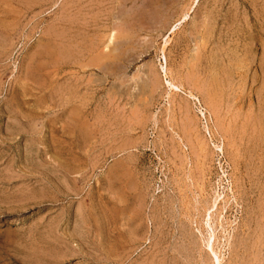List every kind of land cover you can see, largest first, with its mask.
Listing matches in <instances>:
<instances>
[{
    "label": "rangeland",
    "instance_id": "obj_1",
    "mask_svg": "<svg viewBox=\"0 0 264 264\" xmlns=\"http://www.w3.org/2000/svg\"><path fill=\"white\" fill-rule=\"evenodd\" d=\"M88 1L0 0V264H264V0Z\"/></svg>",
    "mask_w": 264,
    "mask_h": 264
},
{
    "label": "bare ground",
    "instance_id": "obj_2",
    "mask_svg": "<svg viewBox=\"0 0 264 264\" xmlns=\"http://www.w3.org/2000/svg\"><path fill=\"white\" fill-rule=\"evenodd\" d=\"M114 2H115V1H114ZM85 3H86V2H85ZM108 3H109V2H108ZM116 3H118V2H116ZM119 3H120V2H119ZM153 3L157 5V3H155V2H153ZM99 4H100V3H99ZM123 4H124V3H123ZM105 5H106V4H105ZM152 5H153V4H152ZM97 6H100V5H97ZM101 6H103V5H101ZM117 6H118V5H117ZM220 6H221V5H220ZM109 7H111V6H109ZM223 7H224V6H223ZM105 8H107V7H105ZM122 8H123V6H122ZM136 8H137V7H136ZM220 8H221V7H220ZM95 9H96V8H95ZM117 10H118V9H117ZM204 10H205V9H204ZM218 10L220 11V9H218ZM85 11H86V20H87V22L85 23V27H84V29H85V30H84V32H85V38H84L85 41H84V42H85V49H86V51H88V50H91L90 47L92 46V44H91V42H90L91 39H90V40L88 39L89 36H90V34H91V33H95V34H96L95 37H97V38H98V41L101 42V38H100V36H102V35H100V34H98V33H99V31H102L101 29H103V28H100V25H99V24H98L99 26H98L97 24H95V25H94V24H90V21L87 19L88 15H89L90 12L92 11L91 3H90L88 0H87V4H86V7H85ZM107 11H108V10H107ZM109 11H111V10H109ZM109 11H108V12H109ZM160 11H161V10H160ZM168 11H169V10H168ZM221 11H222V10H221ZM95 12H96V11H95ZM98 12H99V11H98ZM111 12H112V11H111ZM217 12H218V11H217ZM256 12H257V11H256ZM122 13H123V12H122ZM212 13H213V12H212ZM108 14H109V13H108ZM110 14H112V13H110ZM256 14H258V13H256ZM157 15H158V14H157ZM254 15H255V14H254ZM100 16H101V15H100ZM112 16H113V14H112ZM159 16H160V15H159ZM159 16H158V17H159ZM184 16H185V17H183V18H187L186 15H184ZM256 16H257V15H256ZM116 17H117V15H116ZM123 17H126V18H127L128 16H123ZM123 17H122V19H123ZM152 17H153V16H152ZM109 18H110V17H109ZM126 18H125V19H126ZM204 18H205V16H204ZM206 18H207V17H206ZM107 19H108V18H107ZM107 19H106V20H107ZM128 19H129V18H128ZM128 19H127V20H128ZM167 19H168V18H167ZM213 19H214V16H213ZM216 19H217V18H216ZM97 20H98V19H97ZM71 21H72V20H71ZM107 21H108V20H107ZM211 21H212V20H211ZM217 21H218V20H217ZM112 22H114V21H112ZM116 22H117V21H116ZM123 22H124V21H123ZM131 22H132V21H131ZM131 22H130V23H131ZM104 24H105V23H104ZM109 24H110V23H109ZM118 25H119V24H118ZM120 25H121V23H120ZM120 25H119V26H120ZM109 26H110V25H109ZM127 26L129 27L130 24L127 25ZM169 26H170V25H169ZM177 26H178L177 24L173 25V26L171 27V31H175V28H176ZM93 27H94V28H93ZM105 27H106V26H105ZM203 27H204V26H203ZM160 28H161V27H160ZM107 29H108V28H107ZM119 29H120V28H119ZM128 29H129V28H128ZM163 30H164V29H163ZM136 31H139V30H136ZM197 32H198V31H197ZM101 33H102V32H101ZM120 33H121V32H120ZM55 34H56V33H55ZM102 34H104V33H102ZM99 35H100V36H99ZM102 37H104V36H102ZM106 37H107V36H106ZM109 37H110V35H109ZM112 37L114 38V35H113ZM112 37H110V38H112ZM93 38H94V37H93ZM97 38H96V39H97ZM115 38H116V37H115ZM115 38H114V39H115ZM128 38H129V37H128ZM94 39H95V38H94ZM104 40H106V38H105ZM122 40H123V39H122ZM127 40H128V39H127ZM92 42H93V41H92ZM109 42H110V41H108V43H109ZM111 42H112V40H111ZM113 42H114V41H113ZM113 42H112V43H113ZM94 43H95V42H94ZM94 43H93V45H95ZM54 44H55V42H54ZM82 44H83V42H82ZM99 44H101V43H98V45H96L95 48L98 46L97 48L99 49V47H100ZM146 45H147V44H146ZM55 47H56V46H55ZM92 47H93V46H92ZM123 47H124V46H123ZM69 48H70V47H69ZM93 48H94V47H93ZM93 48H92V49H93ZM64 49H65V48H64ZM67 49H68V48H67ZM93 50H94V49H93ZM58 51H59V49H58ZM60 51H61V50H60ZM75 51H76V50H75ZM72 52H73V51H72ZM236 52H237V51H236ZM73 54H74V52H73ZM237 54H238V53H237ZM51 56H52V55H51ZM73 56H74V55H73ZM239 56H240V55H239ZM84 58H86V57H84ZM110 59H111V58H110ZM164 59H165V58H164ZM165 60H166V59H165ZM86 61H87V60H86ZM105 61H106V60H105ZM107 61H108V59H107ZM89 62H90V61H89ZM166 63H167V62H166ZM84 64H85V63H84ZM87 64H88V62H87ZM89 64H90V63H89ZM89 64H88V65H89ZM98 64H100V63H98ZM163 65H164V64H163ZM165 65H166V64H165ZM191 65H192V64H191ZM101 67H103V66H101ZM104 67H105V66H104ZM112 67H113V66H112ZM160 68H161V66H160ZM97 69H98V68H97ZM165 69H166V68H164V66H162V71H163L164 74H166V73H165ZM102 70H103V69H102ZM166 70H167V69H166ZM168 71H169V70H168ZM209 72L211 73V71H209ZM167 73H168V72H167ZM210 73H208V74L210 75ZM165 76H166V75H165ZM169 76H170V75H169ZM169 76H168V77H169ZM211 76H212V74H211ZM149 77H150V76H149ZM189 78H191V77H189ZM209 78H211V77H209ZM132 79H133V78H132ZM156 79H158V78L156 77ZM188 80H190V79H188ZM209 80H210V79H209ZM156 81H157V80H156ZM172 82H173V81H167V80H166V84H168V86H169L170 89H173V90H180V89H181V88H179L178 85H176V83H172ZM192 82H194V81H192ZM262 83H263V82H262ZM191 85H192V84H191ZM193 85H194V84H193ZM183 88H184V87H183ZM190 89H191V88H190ZM190 93H191V92H190ZM169 94H170V93H169ZM191 94H192V93H191ZM211 95H213V94H211ZM190 97H191L192 99H195L194 95H193V96L190 95L189 98H190ZM196 99H198V98H196ZM262 100L264 101L263 97H261V101H262ZM72 101H73V100H72ZM263 101H262V103H260L259 119H258V120H259V124H260V125H259L260 130L264 128V102H263ZM198 105H199V104H198ZM186 106H187V105H186ZM199 106H200V105H199ZM201 106H202V105H201ZM200 110H201V109H200ZM254 115H255V114H254ZM218 116H219V115H218ZM189 121L191 122V120H189ZM154 122H155V121H154ZM120 123H121V122H120ZM206 131H207V130H206ZM257 131H258V130H257ZM262 132H263V131H262ZM261 137H262V136H261ZM260 139H261V138H260ZM192 144H193V143H192ZM259 146H260V143H259ZM261 146H262V145H261ZM118 148H119V147H118ZM219 148H220V147H219ZM263 149H264V148H263ZM262 160H263V159H262ZM188 166H189V165H188ZM250 168H251V167H250ZM120 169H121V168H120ZM186 175H187V174H186ZM122 179H123V178H122ZM126 179H127V178H126ZM128 179H129V178H128ZM204 179H205V178H204ZM128 181H129V180H128ZM124 182H125V181H124ZM262 182H263V181H262ZM216 183H217V182H216ZM112 184H114V183H112ZM117 184H118V183H117ZM263 184H264V183H263ZM124 185H126V183H125ZM167 185H168V184H167ZM261 186H262V185H261ZM130 187H131V186H130ZM167 187H168V186H167ZM167 187H166V188H167ZM127 188H128V186H127ZM190 188H191V186H190ZM258 188H259V187H258ZM260 188H261V187H260ZM125 189H126V188H125ZM167 189H168V188H167ZM216 190H217V189H216ZM259 190H262V189H259ZM127 191H128V190H126V193H127ZM166 191H167V190H166ZM200 191H201V190H200ZM203 191H204V190H203ZM116 192H118V191H116ZM119 192H120V191H119ZM167 192H168V191H167ZM170 192H171V191H170ZM183 192H184V191H183ZM187 192H188V191H187ZM260 192H261V191H260ZM201 193L203 194V192H201ZM201 193H200V196H201ZM262 193H263V192H262ZM122 194H123V193H122ZM216 194H217V193L215 192V195H216ZM219 194H220V193H219ZM259 195H260V194H259ZM124 196H125V195H124ZM167 196H170V195L167 194ZM216 196H217V195H216ZM218 196H220V195H218ZM263 196H264V195L262 194V197H263ZM119 197H120V196H119ZM119 197H118V200H119ZM184 197H185V196H184ZM193 197H194V196H193ZM214 197H215V196H214ZM214 197H213V198H214ZM165 198H166V197H165ZM168 198H169V197H168ZM204 198H205V197H204ZM216 198H217V197H215V199H216ZM219 198H220V197H219ZM241 198H242V197H241ZM258 198H259V197H258ZM115 199H116V198H115ZM135 199H136V198H135ZM181 199H182V198H181ZM217 199H218V198H217ZM217 199H216V200H217ZM220 199H221V198H220ZM246 199H247V198H246ZM260 199H261V198H260ZM260 199H258V200H260ZM263 199H264V197H263ZM125 200H127V198H126ZM131 200H133V199H131ZM166 200H167V199H166ZM168 200H169V199H168ZM187 200H189V199H187ZM212 200H213V199H212ZM216 200H214V201H216ZM241 200H242V199H241ZM250 200H251V199H250ZM250 200H249V201H250ZM183 201H184V200H183ZM200 201H201V200H200ZM205 201H207V200H205ZM209 201H210V200H209ZM220 201H221V200H220ZM122 202H123V201H122ZM202 202H203V201H202ZM261 202H262V200H261ZM119 203H121V201L118 202V206H119V207H118V211H119V212H123L124 210L122 211L121 208H120V206H122V205H119ZM132 203H133V202H132ZM198 203H199V202H198ZM205 203H206V202H205ZM218 203H219V202H218ZM245 203H246V202H245ZM245 203H244V204H245ZM116 204H117V203H116ZM126 204H127V203H126ZM168 204H169V203H168ZM183 204H184V203H183ZM183 204H182V205H183ZM190 204H192V203L190 202ZM193 204H194V203H193ZM208 204H209V203H208ZM214 204H216V203L214 202ZM255 204H256V203H255ZM261 204H263V203H261ZM182 205H181V206H182ZM203 205H204V204H203ZM206 205H207V204H206ZM206 205H205V206H206ZM216 205H217V204H216ZM168 206H169V205H168ZM184 206H185V205H184ZM212 206H213V205H212ZM214 206H215V205H214ZM214 206H213V207H214ZM258 206H259V205H258ZM87 207H88V206H87ZM113 207H114V206H113ZM134 207H135V206H134ZM182 207H183V206H182ZM185 207H186V206H185ZM194 207H195V205H194ZM196 207H197V206H196ZM202 207H203V206H202ZM206 207H207V206H206ZM216 207H217V206H216ZM250 207H251V206H250ZM114 208H115V207H114ZM188 208H189V207H188ZM214 208H215V207H214ZM221 208H222V207H221ZM245 208H246V207H245ZM258 208H260V206H259ZM124 209H126V208L124 207ZM130 209H131V208H130ZM132 209H133V208H132ZM169 209H171V208H169ZM205 209H206V208H205ZM212 209H213V208H212ZM260 209H261V208H260ZM260 209H259V210H260ZM127 210H128V209H127ZM133 210H135V209H133ZM133 210H131V211H133ZM152 210H153V209H152ZM167 210H168V209H167ZM172 210L174 211V208H173ZM222 210L224 211L225 209H222ZM243 210H244V209H243ZM106 211H107V210H106ZM180 211H181V210H180ZM196 211H197V210H196ZM204 211H206V210H204ZM261 211H262V209H261ZM126 212H127V211H126ZM152 212H153V211H152ZM183 212H184V211H183ZM194 212H195V211H194ZM206 212H207V211H206ZM206 212H204V213L206 214ZM208 212H209V210H208ZM214 212H215V211H214ZM253 212H254V211H253ZM258 212H259V211H258ZM114 213H115V212H114ZM131 213H132V212H131ZM131 213H130V214H131ZM197 213H198V212H197ZM202 213H203V212H202ZM212 213H213V212H212ZM212 213H210V212L208 213V217H209L208 220H210V218H211V214H212ZM256 213H257V212H256ZM259 213H260V212H259ZM130 214H129V215H130ZM167 214H168V211H167ZM213 214H214V213H213ZM213 214H212V215H213ZM218 214H219V213H218ZM246 214H247V213H246ZM132 215H133V214H132ZM143 215H144V214H143ZM180 215H181V214H180ZM183 215H185V214L183 213ZM200 215H201V214H200ZM247 215H248V214H247ZM249 215H251V212H250ZM252 215H253V213H252ZM260 215H261V213H260ZM84 216H85V215H84ZM118 216H119V218H120V215H118ZM118 216L115 215V218L118 219V218H117ZM121 216H122V215H121ZM126 216H128V214H127ZM130 216H131V215H130ZM140 216H141V215H140ZM140 216H139V217H140ZM196 216H197V215H196ZM220 216H221V215H220ZM202 217H203V216H202ZM244 217H245V216H244ZM256 217H257V216H256ZM84 218H85V217H84ZM123 218H124V217H123ZM128 218H130V217H128ZM131 218H132V217H131ZM135 218H136V217H135ZM167 218H168V220H169V218H170V214H169V217H168V215H167ZM172 218H173V216H172ZM196 218H197V217H196ZM204 218H205V217H204ZM253 218H254V217H253ZM258 218L260 219V217H258ZM184 219H185V218H184ZM191 219H192V218H191ZM244 219H245V218H244ZM244 219H243V221H244ZM247 219H248V218H247ZM250 219H252V218L250 217ZM261 219H262V221H260V222H261V228H260V232H259V234H258L259 237H260V241H258V242H259L260 250H261V252H263V251H264V212H262V218H261ZM82 220H83V219H82ZM205 220H207V218H206ZM85 221H86V220H85ZM120 221H121V220H120ZM210 221H212V220H210ZM245 221H246V220H245ZM245 221H244V222H245ZM249 221L251 222V220H249ZM253 221H254V220H253ZM257 221H258V220H257ZM134 222H135V221H134ZM191 222H192V221H191ZM207 222H208V221H207ZM254 222H255V221H254ZM115 223H116V222H115ZM126 223H127V222L125 221L124 224H126ZM130 223H131V222H130ZM166 223H167V222H166ZM201 223H202V222H201ZM245 223H246V222H245ZM118 224H119V223H118ZM181 224H182V223H181ZM197 224H198V223H197ZM208 224H209V223H208ZM219 224H220V223H219ZM239 225H240V224H239ZM136 226H137V224H136ZM180 226H181V225H180ZM201 226H202V225H201ZM210 226H212V225H209V227H210ZM254 226H256V225L254 224ZM258 226H259V225H258ZM258 226H257V227H258ZM116 227H117V226H116ZM123 227H124V226H123ZM181 227H182V226H181ZM236 227H237V226H236ZM244 227H245V226H244ZM244 227H243V228H244ZM247 227H249V226H247ZM247 227H246V228H247ZM125 228H126V226H125ZM137 228H138V227H137ZM191 228H192V227H191ZM203 228H204V227H203ZM205 228H206V226H205ZM205 228H204V230H206ZM210 228H211V227H210ZM239 228H240V227H239ZM250 228H251V227H250ZM115 229H116V228H115ZM117 229H118V228H117ZM211 229H213V227H212ZM211 229H210V230H211ZM253 229H254V228H253ZM236 230H237V229H236ZM242 230H243V229H242ZM114 231H115V230H114ZM118 231H119V230H118ZM124 231H125V230H124ZM126 231H127V229H126ZM132 231H135V230L132 229ZM137 231H138V230H136V234H137ZM198 231H199V230H198ZM213 231H214V230H213ZM247 231H248V230H246L244 233H246ZM181 232H182V231H181ZM181 232H180V233H181ZM200 232H201V230H200ZM206 232H208V229L206 230ZM237 232L240 233V234H242V231H240V232L237 231ZM250 232H251V231H250ZM254 232H255V231H254ZM116 233H118V232H116ZM134 233H135V232H134ZM201 233H202V232H201ZM248 233H249V232H248ZM248 233H247V234H248ZM255 233H256V232H255ZM120 234H121V233H120ZM126 234H127V233H126ZM198 234H199V233H198ZM202 234H203V233H202ZM206 234H207V233H206ZM206 234H205V235H206ZM214 234H215V233H214ZM235 234H236V233H235ZM247 234H246V235H247ZM251 234H252V233H251ZM237 235H239V234H237ZM116 236H117V234H116ZM126 236H127V235H126ZM178 236H179V235H178ZM199 236H202V235L199 234ZM214 236H215V235H213L212 231L208 232V235H207V237L205 238V242L201 239V240H202L201 245H203L202 243L204 242V244H205V247H204V248L207 250V252L209 251L211 254H213V255L215 256L216 264H220V259L217 257L218 254L216 255V254H215V251H214L215 249H213V244H214V243H213V242H214V238H213V237H214ZM240 236L242 237V235H240ZM250 236H252V235H250ZM250 236H249V237H250ZM114 237H115V236H114ZM123 237H124V236H123V233H122V238H123ZM181 237H182V236H181ZM238 237H239V236H238ZM241 237H240V238H241ZM246 237H247V236H246ZM246 237H245V238H246ZM249 237H248V238H249ZM115 238H116V237H115ZM126 238H127V237H126ZM185 238H186V237H185ZM236 238H237V237H236ZM243 238H244V237H243ZM254 238H255V237H254ZM120 239H121V238H120ZM124 239H125V238H124ZM139 239H140V238H139ZM179 239H180V238H179ZM255 239H256V238H255ZM258 239H259V238H258ZM131 240H132V239H131ZM184 240H185V239H184ZM234 240H235V239H234ZM249 240H250V238H249ZM116 241H117V239H116ZM138 241H139V240H138ZM141 241H142V240H141ZM160 241H161V240H160ZM177 241H178V240H177ZM190 241H191V240H190ZM250 241H251V240H250ZM256 241H257V240H256ZM123 242H124V240H123ZM181 242H182V241H181ZM183 242H184V241H183ZM191 242H193V241H191ZM221 242H222V241H221ZM236 242H237V241H236ZM243 242H244V239H243ZM246 242H247V241H246ZM125 243H126V242H125ZM129 243H130V241H129ZM134 243H135V242H134ZM158 243H159V242H158ZM158 243H157V244H158ZM168 243H169V242H168ZM244 243H245V242H244ZM247 243H248V242H247ZM251 243H252V242H251ZM253 243H254V241H253ZM127 244H128V243H127ZM174 244H175V243H174ZM174 244H173V245H174ZM178 244H179V243H178ZM178 244H177V245H178ZM180 244H181V243H180ZM180 244H179V245H180ZM215 244H216V242H215ZM242 244H243V243H242ZM245 244H246V243H245ZM245 244H243V245H245ZM124 245H125V244H124ZM124 245H121V246H124ZM132 245H133V244H132ZM160 245H161V244H160ZM160 245H159V246H160ZM184 245H185V244H184ZM187 245H189V244L187 243ZM220 245H221V244H220ZM234 245H236V244L234 243ZM252 245H253V244H252ZM175 246H176V244H175ZM175 246H173V247L176 248L177 246H176V247H175ZM181 246H182V245H181ZM189 246H192V244L189 245ZM238 246H239V245H237V247H238ZM114 247H115V246H114ZM130 247H131V246H130ZM152 247H153V246H152ZM171 247H172V246H171ZM173 247H172V248H173ZM242 247H243V246H242ZM247 247H248V246H247ZM121 248H122V247H121ZM169 248H170V247H169ZM178 248H181V247L179 246ZM186 248H187V247H186ZM196 248H197V246H196ZM117 249H118V248H117ZM122 249H123V248H122ZM127 249L129 250V248H127ZM158 249H159V248H158ZM167 249H168V248H167ZM184 249H185V248H184ZM188 249H189V248H188ZM205 249H204V250H205ZM237 249H238V248H237ZM244 249H245V248H244ZM248 249H249V248H248ZM120 250H121V249H120ZM120 250H119V251H120ZM124 250H125V249H124ZM124 250H123V252H125ZM130 250H131V248H130ZM169 250H170V249H169ZM178 250H179V249H178ZM189 250H190V249H189ZM202 250H203V249H202ZM232 250L234 251L233 247H232ZM251 250H253V249H251ZM251 250H250V251H251ZM157 251H158V250H157ZM163 251L165 252V250H163ZM163 251H162V253H163ZM179 251H180V253H181L183 250H182V251L179 250ZM190 251H191V250H190ZM190 251H189V252H190ZM200 251H201V250H200ZM216 251H217V250H216ZM123 252L121 253V255L123 254ZM155 252H156V251H155ZM174 252H175V251H174ZM177 252H178V251H177ZM189 252H188V253H189ZM209 252H208V253H209ZM240 252H241V251H240ZM248 252H249V251H248ZM251 252H252V251H251ZM254 252H255V251H254ZM156 253H157V252H156ZM162 253H161V254H162ZM166 253H169V252H166ZM170 253H171V252H170ZM175 253H176V252H175ZM184 253H185V251H184ZM237 253H238V252H237ZM119 254H120V253H118V256H119ZM158 254H159V252H158ZM181 254H182V253H181ZM200 254H201V253H200ZM238 254H239V253H238ZM241 254H242V253H241ZM247 254H248V253H247ZM247 254H246V255H247ZM164 255L166 256L167 254L164 253ZM168 255H169V254H168ZM168 255H167V256H168ZM171 255H172V254H171ZM176 255H180V254H176ZM185 255H186V254H185ZM213 255H212V256H213ZM244 255H245V254H244ZM244 255H243V257H244ZM246 255H245V256H246ZM249 255H250V254H248V256H249ZM118 256H117V257H118ZM123 256H124V254H123ZM201 256H202V255H201ZM128 257H129V256H128ZM130 257H131V256H130ZM162 257H164V256H162ZM171 257H172V256H171ZM199 257H200V256H199ZM204 257H205V256H204ZM240 257H241V259H242V256H241V255H240ZM255 257H256V256H255ZM259 257H260V256H259ZM174 258H175V257H174ZM174 258H173V260H174ZM179 258H180V257H179ZM200 258H201V257H200ZM202 258H203V256H202ZM238 258H239V256H238ZM256 258L258 259V257H256ZM263 258H264V257H263ZM118 259H119V258H118ZM120 259H121V258H120ZM166 259H167V258H166ZM166 259H165V260H166ZM170 259H171V258H170ZM181 259H182V258H181ZM253 259H254V258H253ZM168 260H169V259H168ZM185 260H186V259H185ZM204 260H205V259H204ZM215 260L213 259V261H215ZM242 260H243V259H242ZM244 260H245V259H244ZM246 260H249V259L247 258ZM255 260H256V259H255ZM255 260H254V261H255ZM262 260H263V259H262ZM180 261H182V260H180ZM199 261H200V259H199ZM259 261H260V259H259ZM160 262H161V261H160ZM162 262H163V261H162ZM183 262H184V261H183ZM201 262H202V261H201ZM205 262H206V261H205ZM116 263H117V262H116ZM165 263H167V262L165 261ZM169 263H170V262H169ZM175 263H176V262H175ZM177 263H178V262H177ZM185 263H187V262H185ZM203 263H204V262H203ZM203 263H202V264H203ZM213 263H214V262H213ZM238 263H240V262H238ZM249 263H250V262H249ZM249 263H246V264H249ZM252 263H254V262H252ZM256 263H257V262H256ZM258 263H259V262H258ZM260 263H261V261H260ZM149 264H150V263H149ZM171 264H174V263L172 262Z\"/></svg>",
    "mask_w": 264,
    "mask_h": 264
}]
</instances>
